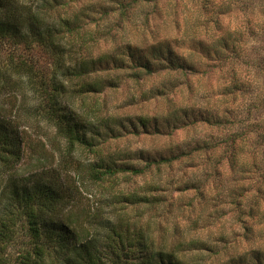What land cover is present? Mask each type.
<instances>
[{"label":"rangeland","instance_id":"rangeland-1","mask_svg":"<svg viewBox=\"0 0 264 264\" xmlns=\"http://www.w3.org/2000/svg\"><path fill=\"white\" fill-rule=\"evenodd\" d=\"M71 6L74 11L80 9L81 22H86L85 15H90L92 10L96 12L94 17L98 21L88 23L85 36L95 55L104 52L117 55L122 51L115 48L117 45L124 49V45L132 43L139 47L136 58L142 56L144 60L150 57L149 44H169L174 53L195 64L200 72L183 75L167 69L137 80L128 69L113 71L118 79L116 86L83 96L76 101L75 108L93 131L109 134L108 126L114 132L96 150L79 147L68 156H64V140L58 136L52 121L25 114V107L42 100L41 94L30 90L16 102L0 99L23 137V158L13 173L27 177L41 171H63L62 176L75 190L70 210L84 218L109 216L110 198L124 193L137 192L161 199L159 206L141 205L125 211L141 226L151 228L154 241L160 246L180 250L182 264H242L239 260L231 263L226 260L252 248L263 249L264 216H239L236 207L229 205V193L247 191L241 198L242 208L247 210L257 204L264 209V0L143 3L134 7L126 20L118 10L102 18L104 7H116L111 0H81L71 2ZM222 35L230 40V47L224 52H219L217 47L206 54L191 44L194 39L208 38L209 42L201 41L214 47ZM218 55L228 57L230 63L220 68ZM121 58L123 64L131 63L130 54L124 53ZM44 62L50 68L49 62ZM229 73H237L233 84L238 79L244 90L232 89L233 94L226 98L224 91L231 82ZM184 81L190 86L183 85ZM171 106L190 112L200 109L202 115L196 123L184 127L160 125L165 124ZM154 117L160 132L157 128L144 133L143 125L132 124L141 118L149 119L153 129ZM210 117L220 124L206 122ZM240 136L245 137L235 148V154L242 159L240 163L254 159L262 169L254 181L228 161L233 158L232 146L224 142ZM203 143H210L211 147L201 155L187 156L171 166L139 176L120 174L102 183L78 173L68 163L79 160L88 165L104 158L119 165L132 163L142 167L147 158L187 151ZM187 185H202V188L200 192L182 191ZM243 185L245 189H240ZM223 201H227L226 206ZM88 225L90 232L100 230L96 220ZM247 255L245 264H253L249 261L251 251Z\"/></svg>","mask_w":264,"mask_h":264},{"label":"trees","instance_id":"trees-1","mask_svg":"<svg viewBox=\"0 0 264 264\" xmlns=\"http://www.w3.org/2000/svg\"><path fill=\"white\" fill-rule=\"evenodd\" d=\"M80 1L0 0V99L16 102L30 90L41 94L42 100L25 107V114L30 117L42 116L53 122L58 136L65 143L62 148L64 156L72 155L79 147L96 150L107 141L110 132H114L108 126L109 134L93 131L75 108V103L83 96L101 93L108 87L116 86V70L128 69L131 77L137 80L167 69L171 73L181 72L183 75L200 72L195 64L174 53L169 44H149L150 57L144 60L142 56L136 58L139 47L132 43L124 45V49L117 45L115 48L122 50L117 55L112 52L95 55L85 36L88 23L98 19L94 17L95 10H92L90 15H85L86 22H81L80 9H71V2ZM111 1L115 2L116 7H104L102 18L112 10H118L121 18L126 20L137 5L150 2L157 4L164 0ZM201 40L194 39L191 44L206 54L212 53L217 47L221 50L219 52L230 47V40L223 35L214 42V47L212 44L205 45ZM41 52L45 55L42 56ZM124 53L132 56L129 65L123 64L121 55ZM218 56L220 68L230 63L226 60L228 57ZM44 61L49 62L50 68L44 66ZM236 74L229 73L232 83L226 85V98L233 94L232 89L244 90L242 82L237 83L238 79L233 84ZM183 85L190 86V83L184 81ZM4 105V102L0 103V264H182L180 250L160 246L154 241L151 228L141 226L125 211L141 205L159 206L161 199L137 192L124 193L110 198L109 216L100 214L97 219L84 218L70 210L75 190L62 176L63 171L53 169L27 177L15 175L13 170L23 158V137L18 125L7 116ZM180 108L171 106L165 116V124L160 125L184 127L196 123L202 115L200 109L190 112L189 109ZM156 117L153 129L149 119L141 118L132 124L143 125L144 133L153 132L160 128ZM205 121L212 125L220 124L212 117ZM244 138L232 137L230 141L224 142L232 146L233 158L228 161L233 168L238 166L241 171L247 172L254 181L256 174H261L259 162L253 159L240 163L242 159L235 154L239 140ZM210 147V143H203L187 151L150 157L142 167L132 163L119 165L116 161L104 158L88 165L79 160L68 163L75 166L78 173L102 183L124 173L139 176L163 166H171L187 156L206 153ZM201 188L202 185H187L181 190L196 189L200 192ZM240 189H245V186ZM238 191L239 188L234 192ZM260 191L261 188L258 189ZM232 192L229 193V205L236 207L239 216H264V209L257 204L247 210L242 208L241 198L246 196L247 191L238 194ZM223 202L226 206L227 201ZM93 220L100 228L97 233L89 231L88 224ZM245 227L248 228L247 225ZM250 251L249 261L264 264L262 247L231 256L226 263L239 260L245 264Z\"/></svg>","mask_w":264,"mask_h":264}]
</instances>
